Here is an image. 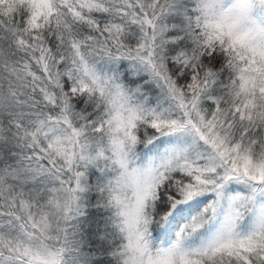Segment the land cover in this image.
I'll list each match as a JSON object with an SVG mask.
<instances>
[{
    "label": "snow or ice",
    "instance_id": "obj_1",
    "mask_svg": "<svg viewBox=\"0 0 264 264\" xmlns=\"http://www.w3.org/2000/svg\"><path fill=\"white\" fill-rule=\"evenodd\" d=\"M0 264H264V0H0Z\"/></svg>",
    "mask_w": 264,
    "mask_h": 264
}]
</instances>
